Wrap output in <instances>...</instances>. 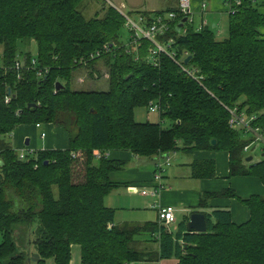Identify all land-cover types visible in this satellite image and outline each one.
I'll use <instances>...</instances> for the list:
<instances>
[{"label":"trees","instance_id":"16d2710c","mask_svg":"<svg viewBox=\"0 0 264 264\" xmlns=\"http://www.w3.org/2000/svg\"><path fill=\"white\" fill-rule=\"evenodd\" d=\"M84 1L0 0V264H71L75 247L79 264H264L262 197L242 202L250 218L235 225L228 209L206 204L234 193L203 194L196 211L206 218L203 234L188 231V217L174 231L159 220L115 225V211L104 205L120 187L110 174L125 166L105 156L109 152L157 161L176 153L227 152L230 177L253 176L264 185V159L246 162L244 148L253 139L228 126L225 109L255 117L250 126L264 133V0L227 2L233 12L222 40L210 25L198 29L188 20L177 31L185 18L178 8L139 13L148 25L157 16L176 15L158 41H171L169 50L182 64L190 57L184 66L198 81L164 54L152 61L149 41L123 45L125 22L117 10L103 2L86 18ZM104 45L109 51L89 60ZM100 61L107 91L75 90L76 72L98 78ZM17 62H24L19 72L13 69ZM37 69L47 74L38 78ZM149 102L160 105L161 122H135V109ZM166 120L169 128L162 127ZM37 124L62 126L68 148L21 161L11 135L18 126ZM193 167L199 178L214 177L212 161ZM34 223L30 258L18 252L14 234Z\"/></svg>","mask_w":264,"mask_h":264},{"label":"crops","instance_id":"0c3cea01","mask_svg":"<svg viewBox=\"0 0 264 264\" xmlns=\"http://www.w3.org/2000/svg\"><path fill=\"white\" fill-rule=\"evenodd\" d=\"M178 1L174 0L176 5L168 7L166 10L178 8ZM189 2L192 22L194 23L196 15L199 16V23L196 28L204 23L205 26L210 25L211 28L220 29L221 21L229 13V6L225 0H189ZM202 4L205 5L204 9H201ZM157 11L164 10L156 8L148 9L150 13ZM262 11L264 12V9ZM217 35H220L219 30ZM57 125L47 124L39 127H36V125L18 126L11 135V146L18 154L22 152L25 155H34L39 151L45 150H66L69 145L68 134L62 126L61 128L55 127ZM38 137L42 141L40 150H36ZM26 142H28L27 145L25 144ZM244 153L247 154V152ZM105 156L111 160L125 163L121 171L113 172L109 176L111 183L120 186L114 189L112 193L121 188L125 190L126 193L124 195L118 193V196L123 199V203L119 206H107L106 199L109 196L111 197L112 193L104 199V205L115 211V225L126 223L140 225L157 222L159 208L173 207L175 223L173 224L172 231H174L177 225L184 221L186 217L190 218L191 214L198 211L197 207L203 194L215 195L225 191L234 193V196L214 197L209 199L206 204L210 209H228L231 222L235 225H241L246 223L250 218L249 209L242 202L247 201L253 196H264V185L257 177L229 176V155L227 152L200 151L192 155L171 154L168 156L170 159L169 166L164 168L160 182L156 184L153 181L156 171L155 166L158 163L156 159H150L148 162L145 160L141 161L140 158L128 152H109ZM246 157L247 159L252 158L247 155ZM176 159L177 161L174 163ZM208 161L214 162V177L199 178L198 174L195 173L193 163ZM250 162L252 164L257 163H253V158ZM133 188L135 192H133ZM142 191H147V194L142 195ZM123 207L130 208L131 211L136 210L134 212H139L140 219L131 221L127 220V217H122L121 212H125ZM167 228L170 229V226ZM151 248L156 250L157 246L153 244ZM153 264L162 263L156 262Z\"/></svg>","mask_w":264,"mask_h":264},{"label":"rangeland","instance_id":"374dc122","mask_svg":"<svg viewBox=\"0 0 264 264\" xmlns=\"http://www.w3.org/2000/svg\"><path fill=\"white\" fill-rule=\"evenodd\" d=\"M108 1L113 5V7H123L124 14L129 16L132 20L136 22H138L139 13L142 11L148 12V9H153V8L166 10L168 7H174L176 5L174 0H85L81 5V11L83 12L86 18H90L98 10H100L103 2L106 4H109ZM198 18H199L198 15L194 17L195 26H197V24L199 23ZM220 25H221L220 29H214V32L217 33L219 30L220 35L217 37L222 40L226 37V33H227L226 32L227 17H225L223 21H221ZM130 36H131L130 32L124 25L122 30L120 31V42L123 45H128ZM31 50H32V53L35 54V45L31 48ZM0 56H1V49H0ZM95 71L99 73L98 78L89 77L88 76L89 71L87 70L77 71L76 75L74 76V80H73V88L75 90L107 91L108 82L106 78V69L104 67L103 62L100 61L96 64ZM134 120L135 122L141 123V124L142 123L158 124L160 122L159 114L150 113L147 107L136 108L134 111ZM170 126H171V123L168 120L164 121L162 124L163 128H169ZM55 127L61 128L60 125H57ZM40 130L42 131V129ZM245 138L247 140H250L251 138L253 139V143L249 146V150L247 151V154H246L247 156L253 158V161H254L253 163L264 159V143H262L261 141H256V137H253L249 134L246 135ZM41 142L42 141L39 138L36 150H40L39 148L41 147ZM144 160L148 162V160L146 159ZM141 161L143 160L141 159ZM176 161L177 159L174 161V163ZM118 193H121L124 195V193L126 192L123 188H121L118 191L113 192L112 196L111 197L109 196L106 199L107 206H111V207L113 205L119 206L123 203V199L118 196ZM262 198H264V196ZM123 208L125 212H121L122 217H125V218L127 217L128 218L127 220H131V221H137V219L138 220L140 219L139 212H134L136 210L131 211L130 208H127V207H123ZM36 227H37V224L34 223L32 226L28 228V230H24L22 228L19 233L14 234L18 252L23 253L24 255H27L30 258L32 257L33 254H35V249L33 247L32 241L34 240V231ZM170 229L173 230V224L170 226ZM1 241H2V237L0 236V242ZM139 249L141 248L139 247ZM160 262L162 264H176L177 263L175 259L164 260ZM30 264H34L32 260ZM71 264H79V248L78 247H75L72 251V263ZM136 264H141V263H136ZM143 264H150V263H143Z\"/></svg>","mask_w":264,"mask_h":264},{"label":"built area","instance_id":"2783aa9c","mask_svg":"<svg viewBox=\"0 0 264 264\" xmlns=\"http://www.w3.org/2000/svg\"><path fill=\"white\" fill-rule=\"evenodd\" d=\"M226 2L233 1V0H225ZM237 1V0H236ZM109 2V1H108ZM110 6L113 7V5L109 2ZM117 10V12L124 18V25L130 32V44L138 46L141 40H146L152 43L153 48L150 51L151 57L153 58L152 61H155V57H157L160 54H164L167 57H169L178 67L179 69L193 78L194 80L198 81L197 78H195L192 74V72L188 71L184 64L177 61L175 58L174 52L170 51V46L172 42H167L165 44H162L158 41V36L163 35V33L167 32L170 27V21H172L176 15L174 13H168L166 17L162 18L160 16H157L153 23L148 25L147 19L139 14L138 22L132 20L129 16L125 15L123 12V7H113ZM205 5H201V9H204ZM178 10L179 12L187 18L189 22H192L191 19V7L189 0H179L178 1ZM229 12H233L229 7ZM205 24H201L198 29H201L204 27ZM108 47L107 45H104L101 50H97L95 53H91L89 55V60H96L98 59L102 54L107 53ZM23 63V62H22ZM19 62L15 63L14 65V71L19 72L20 67L23 66V64ZM32 66H35V61H32ZM45 74H47V70L37 69L36 70V76L38 78L43 77ZM17 78L19 79V75H17ZM9 102V98L5 99V103ZM147 109L150 113H158L159 116L161 115V108L160 105L157 102H149L147 104ZM226 111L229 114L228 119V126L233 130H244L245 134H249L253 137H256V141H261L264 143V133L260 131L259 128H253L250 126L251 122L255 120V117L247 118L243 113H240L236 108L229 109L225 107ZM161 122V120H160ZM40 125H36V127H39ZM44 137V135H42ZM249 150V146H246L244 148V152H247ZM99 156V154L97 153ZM27 155L24 153H19L18 158L19 160H24ZM169 157L163 156L162 159L158 160V163L156 164V171L153 176L154 183H159L161 179V174L164 171V168L169 166ZM133 192H135V189H132ZM142 195H146L147 191H142ZM158 220L159 222L163 223L165 226L169 227L172 224L175 223V217H174V208L173 207H161L158 210Z\"/></svg>","mask_w":264,"mask_h":264},{"label":"water","instance_id":"95a60500","mask_svg":"<svg viewBox=\"0 0 264 264\" xmlns=\"http://www.w3.org/2000/svg\"><path fill=\"white\" fill-rule=\"evenodd\" d=\"M187 21V18L185 17L177 26V31H179L184 23ZM190 60V57H186V59L184 60V64H187ZM24 65V62L22 63ZM61 86L59 84L56 85V89H59ZM9 93V91H8ZM33 107V105H29L27 108H31ZM26 145L28 144V142L25 143ZM212 145H215V141L211 142ZM252 160V158H248L246 161L250 162ZM187 229L189 232L192 233H199V234H203L206 232L207 227H206V218L203 214L201 213H193L190 215L189 221L187 223Z\"/></svg>","mask_w":264,"mask_h":264}]
</instances>
